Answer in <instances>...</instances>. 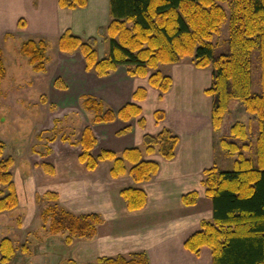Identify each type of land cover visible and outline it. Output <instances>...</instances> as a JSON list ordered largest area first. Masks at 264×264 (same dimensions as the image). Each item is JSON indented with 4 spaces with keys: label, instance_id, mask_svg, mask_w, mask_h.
I'll return each mask as SVG.
<instances>
[{
    "label": "trees",
    "instance_id": "1",
    "mask_svg": "<svg viewBox=\"0 0 264 264\" xmlns=\"http://www.w3.org/2000/svg\"><path fill=\"white\" fill-rule=\"evenodd\" d=\"M87 0H58L60 8H80ZM110 21L100 33L108 41L106 56L99 57L97 38H82L64 30L58 37L61 52L79 51L86 71L105 76L118 66H124L131 76L147 77L151 87L161 94L172 83L169 75L163 74L160 64H174L189 58L196 68L211 67L212 81L205 93L211 97V125L220 128L228 111L230 100H239L245 111L256 117L257 138L253 156H244L236 142L222 138L221 146L229 153H237L233 168H205L200 181L204 194L211 201V217L202 219L199 228L184 242V247L198 254L203 247L211 253V264H264V0H109ZM227 21V49L215 53L214 36ZM24 25L23 21L20 22ZM48 43L45 39L29 38L22 42L19 51L27 58L36 72L46 69ZM254 55L260 66V91H253ZM5 66L0 48V78L5 76ZM64 85V83H63ZM63 88H66L65 85ZM144 88L133 94L134 100H142ZM83 110L92 115L93 123H104L119 118L128 121L139 117L142 108L129 102L117 111L92 95H81ZM155 112L156 120L163 117ZM142 126L144 120L139 119ZM125 127L119 133L127 131ZM233 138L244 139L245 127L234 123L230 128ZM178 136L169 129L155 134L145 133L142 147L126 148L120 153L102 149L94 156L92 149L97 139L89 126H85L79 140L78 161L87 170H94L100 161H110L111 177L128 173L134 183L148 181L159 169V164L147 160L144 155L158 153L164 159L175 156ZM5 145L0 140V186L8 193L0 197V212L18 206L16 186L10 172L13 158L3 156ZM242 151V150H241ZM129 164V166H128ZM50 175L55 173L50 163L42 164ZM54 204L42 211L43 225L51 235H65V243L74 239H92L102 223L97 212L74 213L59 203L55 191L45 192ZM126 209H142L147 195L139 186H127L119 190ZM198 192L191 190L181 196L184 206L196 204ZM17 252L12 241L0 240V263L7 264ZM98 264H150L148 255L134 251L128 255L103 256Z\"/></svg>",
    "mask_w": 264,
    "mask_h": 264
},
{
    "label": "crops",
    "instance_id": "2",
    "mask_svg": "<svg viewBox=\"0 0 264 264\" xmlns=\"http://www.w3.org/2000/svg\"><path fill=\"white\" fill-rule=\"evenodd\" d=\"M22 21L24 25H21ZM109 21V0H87L85 7L74 9L60 8L58 0H0V39L25 34L27 38L52 35L58 40L66 29L82 38L96 37ZM61 53V71L56 75L66 88L60 90L69 91L72 85V92L76 96L92 95L114 111L129 102H135L142 108L139 117L128 121L116 118L111 122L88 123L86 126L91 128L97 139L92 149L94 156L102 149L120 153L126 148L142 147L145 133L155 134L169 129L178 136L174 158L164 159L157 152L144 155L145 159L156 161L159 169L150 180L141 183H134L128 173L111 177L110 161H100L92 171L78 161V165L82 164L86 171L94 174L93 186L102 188V185H109L107 188L112 189L110 192L114 194L111 202L106 201L103 194L96 193L90 196V200H85V194H75L71 173L64 169L60 171L58 164H54L55 173L51 176L55 180L49 185L60 196L67 195L70 202L67 209L74 213H103L112 219L110 226L114 227V233L100 234L99 225L92 239H83L89 245L81 251L82 257L98 260L103 256L143 251L148 255L150 264H211V253L207 247L194 254L184 247V242L198 230L202 219L211 217L212 212L211 201L200 184L202 171L214 165L215 131L210 115L212 99L205 93L211 84L212 72L205 73V68H196L193 63L184 60L174 63L170 88L161 94L149 85L147 77L131 76L124 66H118L108 75L97 76L85 70L79 51ZM138 88L146 90L145 97L139 101L133 99ZM156 111L163 112L162 119L156 120ZM146 114H149V119H146ZM140 118L144 120L142 126L139 124ZM125 127H129L127 131L119 133ZM101 166L102 172H99ZM134 185L144 189L147 201L142 209L129 211L119 196V190ZM191 190L198 192L197 202L184 206L181 196ZM16 191L19 207L24 195ZM29 193V198L33 200L34 193ZM32 236V239L43 240L44 248L54 245L52 253L60 247L48 232ZM4 237L17 247L12 238ZM63 237V249H68L75 239L66 244ZM16 262L11 259L7 264Z\"/></svg>",
    "mask_w": 264,
    "mask_h": 264
},
{
    "label": "rangeland",
    "instance_id": "3",
    "mask_svg": "<svg viewBox=\"0 0 264 264\" xmlns=\"http://www.w3.org/2000/svg\"><path fill=\"white\" fill-rule=\"evenodd\" d=\"M100 33L96 35V49L98 56L103 57L108 52V41H105ZM33 38H43L48 43V62L46 69L41 72L34 71L27 58L19 51L22 42L29 39L25 34L0 39L6 69L5 76L0 78V140L5 145L3 156L13 158L10 172L16 190L24 195L19 207L0 212V240L7 235L15 241L17 255L14 256L13 262L17 261L16 264H98L97 258L82 257L81 251L87 249L89 245L85 244L86 241L83 239H75L71 247L63 249V235H51L56 239L55 244L60 246L54 253H52L54 245L48 246V251L46 247L44 248L43 240L32 239V235L47 232L41 214L47 206L54 204V201L44 194L48 190L54 191L49 184L55 179L43 170V163H50L53 166L58 164L60 171L64 169L71 173L73 179L71 183H75L76 187L75 194H85V200H90V196L96 193L103 194L108 202L114 199L113 192H110L112 189L107 188L109 185H102V188L93 186L94 174L86 171L82 164L78 165L80 146H77L76 142L83 127L88 123L92 124L91 115L81 107L80 98L72 92V85L69 91L60 90L64 89V82L56 75L61 71L59 62L62 54L57 46V37L38 35ZM227 38L228 24L225 21L220 33L213 38L216 55L226 52ZM184 61L192 64L189 58ZM174 66L160 64L158 69L170 76ZM203 72H211V67L205 68ZM260 73L259 62L254 55L252 71L254 92L260 91ZM146 119H149V114H146ZM234 123H240L245 127L244 139L233 138L230 135V128ZM214 131L213 163L217 168L232 169L233 161L238 155L229 153L221 146L219 140L222 138L228 142H236L239 146L247 144L240 152L247 157L253 156V145L258 132L257 120L254 115L245 111L239 100H230L220 128ZM99 172H102V166ZM29 192L34 193L33 200L29 198ZM7 193L6 187L0 186V197ZM68 202L67 195L66 197H63V194L59 195V203L62 206L67 208ZM100 214L103 219L99 233L107 234L111 231L114 233V227L110 226L112 219L106 214Z\"/></svg>",
    "mask_w": 264,
    "mask_h": 264
}]
</instances>
